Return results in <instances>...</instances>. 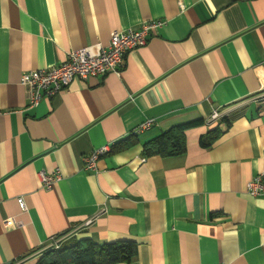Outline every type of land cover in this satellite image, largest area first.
I'll use <instances>...</instances> for the list:
<instances>
[{
	"label": "crops",
	"instance_id": "obj_1",
	"mask_svg": "<svg viewBox=\"0 0 264 264\" xmlns=\"http://www.w3.org/2000/svg\"><path fill=\"white\" fill-rule=\"evenodd\" d=\"M151 20L165 23L120 72L27 106L24 72ZM194 122L183 153L142 154ZM104 144L110 152L84 170ZM263 168L264 0H0V264H36L61 234L135 242V256L114 264H264V198L246 192ZM55 169L60 180L43 189L38 172Z\"/></svg>",
	"mask_w": 264,
	"mask_h": 264
},
{
	"label": "built area",
	"instance_id": "obj_2",
	"mask_svg": "<svg viewBox=\"0 0 264 264\" xmlns=\"http://www.w3.org/2000/svg\"><path fill=\"white\" fill-rule=\"evenodd\" d=\"M164 23V20H151L141 23L136 28L113 30L110 32L108 43L105 46L95 43L71 49L66 53V59L59 64L24 72L20 81L27 90V106L32 108L40 100L50 98L66 90L75 79L84 81L91 77L120 72L126 52L145 45L148 37L155 34ZM219 116L220 112L217 109H213L209 118L214 120ZM150 124L151 120H146L136 127L133 133L141 132L148 128ZM110 150L111 145L104 144L84 155L82 158L83 169L95 171L98 159L110 152ZM38 178L40 186L45 190H49L60 180L61 174L58 169L50 172L42 170L38 172ZM246 192L251 196L264 198V168L246 183ZM16 201L20 210L25 211L27 209L26 203L21 196ZM104 212L105 208H101L94 217L86 219L84 225L91 224L98 214ZM12 222L16 226L21 224V222L15 221L14 218H12ZM66 236L67 234H64L55 238L47 248H58Z\"/></svg>",
	"mask_w": 264,
	"mask_h": 264
},
{
	"label": "trees",
	"instance_id": "obj_3",
	"mask_svg": "<svg viewBox=\"0 0 264 264\" xmlns=\"http://www.w3.org/2000/svg\"><path fill=\"white\" fill-rule=\"evenodd\" d=\"M193 124L196 122L177 125L162 132L143 145L142 154L144 156H169L183 153L186 148L184 130ZM219 134L220 130L217 128L208 131L200 137L199 145L208 147L217 139ZM127 145H131V142H128ZM136 251L137 246L133 241L97 244L87 238L79 240L69 238L61 243L58 248H49L44 251L36 264H114L129 262L135 256Z\"/></svg>",
	"mask_w": 264,
	"mask_h": 264
}]
</instances>
